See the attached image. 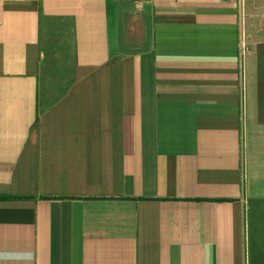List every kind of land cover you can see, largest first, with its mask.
I'll return each mask as SVG.
<instances>
[{"label":"crops","instance_id":"obj_1","mask_svg":"<svg viewBox=\"0 0 264 264\" xmlns=\"http://www.w3.org/2000/svg\"><path fill=\"white\" fill-rule=\"evenodd\" d=\"M0 264H264V0H0Z\"/></svg>","mask_w":264,"mask_h":264},{"label":"rangeland","instance_id":"obj_2","mask_svg":"<svg viewBox=\"0 0 264 264\" xmlns=\"http://www.w3.org/2000/svg\"><path fill=\"white\" fill-rule=\"evenodd\" d=\"M133 29L129 32V35L132 34V36H131V38H132L131 40L132 41L130 43H128L129 42L128 40L125 41V39H123V34L120 37L121 38V42H122V48H123V50H131V49H134L136 47L135 44H134V35L135 34H134ZM67 57L68 56H65V60L67 59ZM59 67H61L63 69L65 68V70L67 69V65L65 63H63V65L60 64ZM68 74H69V76L67 78L59 79V81H57L58 86L56 88L57 90L54 91L55 92L54 95H56L59 92H61L66 87V85L70 82V80L72 79V77L74 75V71H72V65L71 64H68ZM51 82L52 81H49V84H51ZM57 84L55 83L54 87L51 88V89H54ZM45 87H46V85L43 82V85H41V92L43 91V89H45ZM47 97H49V95H47Z\"/></svg>","mask_w":264,"mask_h":264}]
</instances>
